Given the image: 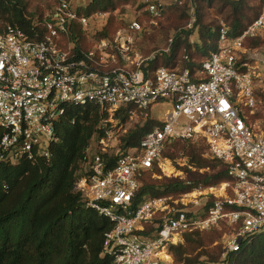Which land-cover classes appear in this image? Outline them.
<instances>
[{
    "label": "built area",
    "instance_id": "built-area-1",
    "mask_svg": "<svg viewBox=\"0 0 264 264\" xmlns=\"http://www.w3.org/2000/svg\"><path fill=\"white\" fill-rule=\"evenodd\" d=\"M173 2L187 3L193 28V0ZM144 5L157 26L165 3L145 0ZM79 10L75 0H60L45 18L33 21L31 32L14 25L0 32V164L50 160L68 105L95 103L110 115L132 105L130 118L154 120V107L167 104L160 124L135 148L120 146L126 128L112 118L103 120L104 134L88 146L75 191L87 208L114 224L102 253L111 264H176L171 247L184 244L187 233L222 228L228 231L221 241L222 260L228 262L264 232V128L248 115H255L263 72L250 61L264 64V58L244 45L264 32V12L239 37L222 20L217 50L194 75L189 68L151 67L155 57L145 58L135 48L133 32L147 26L138 19L112 40L79 51L71 41L72 27L77 23L86 30L91 22ZM176 140L206 143L208 155L223 163L230 178L222 184L224 194L200 186L191 200L188 193L147 198L134 206L140 177L155 165L164 171L163 152ZM149 225L155 228L152 235L146 234Z\"/></svg>",
    "mask_w": 264,
    "mask_h": 264
},
{
    "label": "trees",
    "instance_id": "trees-1",
    "mask_svg": "<svg viewBox=\"0 0 264 264\" xmlns=\"http://www.w3.org/2000/svg\"><path fill=\"white\" fill-rule=\"evenodd\" d=\"M130 1L92 0L79 13L91 16L109 12ZM216 2L220 4L218 11L226 15V25L234 37H239L259 17L260 7L251 8L245 0H193L196 6L194 28H199V42L192 46L189 36L193 30L183 29L190 20L189 6L184 3L179 6L182 14L176 23V29L181 32L161 58L165 67L176 71L189 68L195 75L202 68L204 58L217 50L221 25L205 20V10L215 7ZM42 16L34 12L28 14L25 0H0V32L8 25L31 32L33 21ZM116 29L114 17H111L99 34L100 39L112 40ZM71 35L79 51L89 49L79 24L73 25ZM244 45L249 49L259 48L264 45V39L247 38ZM158 63L156 58L150 66L164 67ZM178 66L180 68H176ZM132 110V105L121 107L117 118L122 121L130 118ZM107 118L108 112L95 103L68 105L57 125L58 141L50 147V160L39 158L35 163L25 160L16 166L0 164V264H111L112 259L103 257L102 253L105 235L114 224L87 208L75 191V183L84 172L87 148L103 136L102 122ZM159 124L152 119L146 120L144 125L123 134L120 146L123 149L138 147L141 138ZM2 135L0 129V141ZM181 156L188 157L189 165L196 169L193 172L189 166L184 168L191 180L163 176L155 165L140 177L141 186L133 199L134 206L147 198H178L200 186L215 187L230 179L221 161L204 156V147L190 140L167 144L163 158L177 160ZM207 168L220 170L213 175L201 172ZM154 175L162 177L154 178ZM154 230V226L149 225L146 234L152 235ZM221 235L222 232L217 231L187 233L185 243L172 246L171 253L179 264H218L222 249L212 245ZM198 250L200 252L193 255ZM228 264H264V232L231 255Z\"/></svg>",
    "mask_w": 264,
    "mask_h": 264
},
{
    "label": "rangeland",
    "instance_id": "rangeland-1",
    "mask_svg": "<svg viewBox=\"0 0 264 264\" xmlns=\"http://www.w3.org/2000/svg\"><path fill=\"white\" fill-rule=\"evenodd\" d=\"M60 0H25L27 5L28 14L35 13V14H43L42 18L46 17L48 14L52 12V9L59 4ZM165 3V6L167 8V11L165 13L164 19L159 22V24L156 26L154 24L150 23L151 17L150 14L145 9V0H131L127 4H121L118 9L109 11V12H103L104 14L102 16H95L94 14L91 15V22L89 24L88 29H82L84 33L85 43L89 48H92L95 43L100 41L99 34L104 31L105 27L107 26L109 20L111 17H114V23L117 27L116 31L113 33L112 38H115L119 32H124L125 29L128 28V25L132 20L138 19L142 24L147 23V26H145L144 30L138 33L133 32V35L135 37V48L142 55L143 57H152L154 56V60L157 58L158 65L164 66V63L161 62V58L163 54L169 52L170 46L173 42V39H175L178 34H180V29H176V23L179 22L180 16L182 14V11L179 6L175 5L173 0H161ZM251 8L255 6H259V15L264 12V2L263 0H245ZM92 0H75V4H78L80 6V9L86 8ZM206 6V3L204 4ZM218 6H220L219 2L215 3V7L207 8L205 11L207 12L206 19L207 21H215L218 25H220L221 21L223 20L224 23L227 24L226 21V15L221 14L218 11ZM207 7V6H206ZM196 9V6H195ZM196 12V11H195ZM205 12V13H206ZM188 14L190 15V12L188 11ZM39 18V17H38ZM190 19V16H189ZM181 22V21H180ZM190 20L188 21L187 25H185L186 30H193L192 34H190L189 39L190 43L197 44L199 42V28H189ZM184 25V23H181ZM264 39V32L260 33L258 38ZM255 54L260 55L264 58V45L259 48H253L251 49ZM180 62V61H179ZM259 63V62H257ZM250 65L253 66H259L261 70H263L261 75V80L257 81L258 85L256 87L255 93L258 100V106L255 110V115H261L259 118H254L253 115H251L248 111V115L250 117L251 123L255 124V126L260 125L261 128L263 127L264 122V64L259 63L256 64L255 61H250ZM180 68V66L176 67ZM168 109L167 104H161L156 107H154L152 111V116L154 117V120L157 122H161L164 112ZM117 112L113 115L108 114V118L113 119V123H118L122 125L124 128L127 129V132L137 126H142L145 124V121L141 117L135 116L134 118H127L126 120L122 121V119L117 118ZM197 144L200 147H204V156L208 159H212L208 155V148L206 143L203 140H197L193 142ZM167 161H170L176 170L173 174H167L166 172L162 171V175L169 177V178H182V179H188L189 174L184 170L186 167H190L193 172H196V169L191 167L189 165V159L186 156H181L177 160H172L166 158ZM163 163H165V161ZM166 161V162H167ZM182 168V169H181ZM220 168H207L202 169V173H209L210 175L216 174ZM154 178H161L162 176L154 175ZM189 180V179H188ZM191 180V178H190ZM223 183H221L218 186H215L218 188L217 193L224 188L222 186ZM215 187H209L204 188L206 190H209L210 188ZM193 196L188 197V200H191L192 197L197 196L198 192L196 190H193L191 192ZM219 194V193H218ZM210 231H217L222 232L221 237L212 245V247L215 246H221V241L223 240L225 234L228 232L226 228H222V230L214 229ZM209 232V231H205ZM200 252V250L196 251L193 255H197ZM175 260V258H174ZM176 262V261H175ZM176 264H179L176 262ZM218 264H228V262L222 260V253L220 256V262Z\"/></svg>",
    "mask_w": 264,
    "mask_h": 264
},
{
    "label": "bare ground",
    "instance_id": "bare-ground-1",
    "mask_svg": "<svg viewBox=\"0 0 264 264\" xmlns=\"http://www.w3.org/2000/svg\"><path fill=\"white\" fill-rule=\"evenodd\" d=\"M164 170L167 174H173L176 172V170L174 169V167L172 166L171 162L170 161H167L166 164H165V167H164ZM224 187V186H223ZM224 188H222V190H220L218 193L219 195H222L224 194ZM192 196V195H191ZM162 256L167 259V260H170L172 261L173 260V257L167 253L166 251L163 252Z\"/></svg>",
    "mask_w": 264,
    "mask_h": 264
},
{
    "label": "crops",
    "instance_id": "crops-1",
    "mask_svg": "<svg viewBox=\"0 0 264 264\" xmlns=\"http://www.w3.org/2000/svg\"><path fill=\"white\" fill-rule=\"evenodd\" d=\"M167 161V160H166ZM166 161H165V163H164V165H163V169H164V167H165V164H166ZM172 164V163H171ZM173 165V164H172ZM164 172H165V170H164ZM217 192V191H216ZM218 194V193H217ZM193 196V195H192Z\"/></svg>",
    "mask_w": 264,
    "mask_h": 264
}]
</instances>
